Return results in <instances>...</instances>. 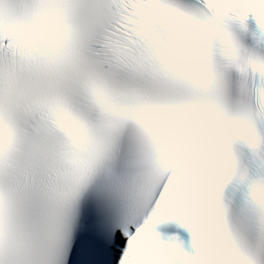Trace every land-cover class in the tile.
I'll return each mask as SVG.
<instances>
[{
  "label": "snow or ice",
  "instance_id": "6c2138e0",
  "mask_svg": "<svg viewBox=\"0 0 264 264\" xmlns=\"http://www.w3.org/2000/svg\"><path fill=\"white\" fill-rule=\"evenodd\" d=\"M0 264H264V0H0Z\"/></svg>",
  "mask_w": 264,
  "mask_h": 264
}]
</instances>
